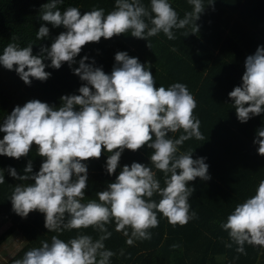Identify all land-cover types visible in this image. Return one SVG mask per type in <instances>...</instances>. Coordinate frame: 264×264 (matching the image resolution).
<instances>
[{
	"label": "clouds",
	"instance_id": "1",
	"mask_svg": "<svg viewBox=\"0 0 264 264\" xmlns=\"http://www.w3.org/2000/svg\"><path fill=\"white\" fill-rule=\"evenodd\" d=\"M188 3L192 11L180 18L169 0H150V10L141 0H115L114 10L107 15L102 8L83 15L78 7H67L62 12L58 4L63 0H50L41 8L40 19L53 27L63 26L66 31L50 49L42 47L39 56L33 55L32 44L20 47L9 43L0 55V65L14 70L30 85L33 78L42 82L50 78L45 71L48 66L58 70L67 63L71 67L84 46L98 43L101 38L108 40L130 32L132 37L148 41L162 32L173 40V29L189 25L194 34L199 31L195 22L205 6L203 0ZM213 3L210 0L209 5ZM48 35L49 28L42 25L37 39ZM45 59L51 64L45 65ZM86 60L87 56L74 69V74L86 82L79 88V95L61 97L58 109L39 100L14 108L0 126V132L5 133L0 140V156L19 160L35 144L38 155L44 158L34 175L31 161L24 176H18L14 168L8 169L17 180L34 181L14 186L10 200L18 216L26 218L39 211L45 215L49 231L91 227L101 235L94 240L80 233L67 242L53 235L51 243L43 241L42 246L27 251L14 264H109L114 253L104 244L112 235L106 225L114 221L115 230L127 237L128 245L134 240L151 239L148 230L158 227L157 213L173 226H185L196 218L195 212L190 213L189 198L195 189L188 186L189 182L211 178L205 158L193 159L192 152L177 155L185 141L192 137L204 139L200 120L194 115L197 102L186 85L174 83L156 88L151 71L126 52L116 53L110 75L86 64ZM229 97L241 123L264 113V46L246 58L242 86L235 87ZM180 130L184 134L178 139L169 138V133ZM254 143L259 145L258 154L264 156V128L258 131ZM145 145L154 150L152 167L136 162L126 165L107 190L96 194L98 201L82 202L88 181L85 161L99 159L106 150L111 154L106 171L112 175L125 149L135 152ZM153 168L164 174V187ZM4 183L0 171V185ZM154 195L160 197L158 203ZM221 227L238 245V253L246 254L245 243L264 247V180L252 197L235 207Z\"/></svg>",
	"mask_w": 264,
	"mask_h": 264
},
{
	"label": "trees",
	"instance_id": "2",
	"mask_svg": "<svg viewBox=\"0 0 264 264\" xmlns=\"http://www.w3.org/2000/svg\"><path fill=\"white\" fill-rule=\"evenodd\" d=\"M49 2L0 0V55L9 43L20 47L32 44L33 55L37 56L41 55L42 47L50 49L66 29L53 27L40 19L41 8ZM209 2L203 0L204 11L195 22L199 31L194 34L189 25L184 29H173L176 37L173 40L162 32L149 37L148 41L134 38L130 32L108 40L101 38L98 43L84 46L71 67L67 63L58 70L46 67L45 71L51 75L43 82L33 78L31 84L26 85L14 70L9 71L0 65V126L16 106L23 107L29 101L39 100L58 109L62 106L61 97L79 95V88L86 82L74 74V69L85 56L88 57L86 64L101 68L110 75L116 65V53L126 52L151 71L156 88L182 83L195 98L197 108L194 115L200 120L204 139L192 137L185 141L179 146L177 155L192 152L193 159L205 158L209 166V180L197 178L188 185L195 189L189 204L190 213L195 212L196 218L185 226H173L157 213L158 227L148 230L151 239L134 240L132 245L127 244V237L115 230L113 221L106 225L112 235L104 241L106 249L114 253L109 264H264V247L245 243L246 254L238 253V245L221 227L235 207L252 197L259 182L264 180V156L258 154L259 145L254 143L258 131L264 128V113L241 123L229 97L235 87L242 86L246 58L264 46V0H213L211 5ZM141 3L150 10V0H141ZM169 3L180 18L192 11L188 0H169ZM67 7H78L81 15L102 8L107 15L114 10L115 0H63V4H58L62 12ZM42 25L49 28V35L38 40L37 32ZM43 62L51 64L48 59ZM182 134L183 130H180L168 135L178 139ZM4 135L0 132V140ZM153 151L146 145L135 152L125 149L119 167L112 175L106 171V162L111 155L106 150L99 159L85 161L88 181L82 202L98 201L96 194L107 190L124 166L130 167L136 162L152 167L150 157ZM29 161L33 168L31 175L38 173L44 158L38 155L35 144L29 154L19 160L0 156V171H3L5 180L0 185V217L11 224L0 235V246L14 234H21L26 242L8 264H14L27 251L42 246L43 241L51 243L53 235L65 242L80 233L90 235L94 240L101 235L91 227L49 231L45 227V215L39 211L29 213L26 218L13 211L10 198L14 186L34 181L17 180L8 169L14 168L18 176H24ZM157 178L164 187V174L157 171ZM153 199L158 203L160 197L154 195ZM67 219L66 214L65 222ZM174 244L179 247L172 248ZM229 244L231 247L227 246Z\"/></svg>",
	"mask_w": 264,
	"mask_h": 264
},
{
	"label": "rangeland",
	"instance_id": "3",
	"mask_svg": "<svg viewBox=\"0 0 264 264\" xmlns=\"http://www.w3.org/2000/svg\"><path fill=\"white\" fill-rule=\"evenodd\" d=\"M0 235L8 230L11 226L10 222L5 221L0 217ZM26 245L25 239L22 235L14 234L0 246V264L10 263L17 253Z\"/></svg>",
	"mask_w": 264,
	"mask_h": 264
},
{
	"label": "crops",
	"instance_id": "4",
	"mask_svg": "<svg viewBox=\"0 0 264 264\" xmlns=\"http://www.w3.org/2000/svg\"><path fill=\"white\" fill-rule=\"evenodd\" d=\"M19 235H21V234H19Z\"/></svg>",
	"mask_w": 264,
	"mask_h": 264
}]
</instances>
